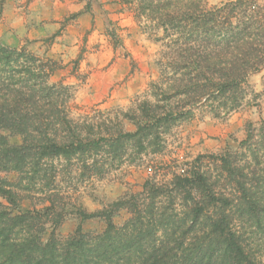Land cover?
Instances as JSON below:
<instances>
[{"label":"trees","instance_id":"1","mask_svg":"<svg viewBox=\"0 0 264 264\" xmlns=\"http://www.w3.org/2000/svg\"><path fill=\"white\" fill-rule=\"evenodd\" d=\"M118 1L155 34L163 58L150 86L155 101L128 112L92 107L72 118L73 89L53 81L61 63L0 38V264H263L253 247L264 234V119L248 127L239 150L199 156L171 181L147 179L141 192L103 210L79 209L67 240L56 238L67 214L56 194L16 212L32 199L20 190L25 180L55 183L60 163L73 161L88 179L103 177L125 162L129 148L132 162L151 149L161 153L170 126L198 108L217 116L238 109L248 78L264 69V8L257 0L215 7L207 0ZM3 173L17 174L18 183ZM123 211L129 218L118 226ZM93 219L104 221L103 233L84 232Z\"/></svg>","mask_w":264,"mask_h":264},{"label":"rangeland","instance_id":"2","mask_svg":"<svg viewBox=\"0 0 264 264\" xmlns=\"http://www.w3.org/2000/svg\"><path fill=\"white\" fill-rule=\"evenodd\" d=\"M18 1L0 0V7L3 5L0 38L10 48L26 47L38 56H49L61 63L63 69L55 74L53 81L73 89L72 118H79L92 107L105 113L128 112L138 102L155 101L150 86L159 81L162 48L154 41L155 34L147 33L128 7L118 0ZM232 1L235 0H207V5L215 7ZM257 1L264 8V0ZM23 4L30 15L39 16L33 27L39 29L40 36L46 35L44 38H29L24 30L19 37L21 25L15 7ZM35 34L38 38L39 33ZM248 85L245 100L238 109L217 116L215 110L202 107L167 131L164 127L166 135L161 153L154 154L151 149L132 162L128 158L134 149L129 148L125 162L103 177L88 179L73 161L60 163L61 173L55 183L23 179L20 190L32 199L24 198L16 212L39 208L42 199L56 194L67 212L56 231V238L64 241L75 233L80 223L79 209L103 210L125 194L141 192L147 179L160 183L171 181L174 174L182 173L199 156L239 150L248 127H258L264 119V69L251 75ZM126 129L132 131L134 127L127 122ZM10 141L20 144L21 137H11ZM3 176L18 183L19 176L15 173H3ZM1 202L7 205L4 200ZM128 218L129 214L123 211L115 217V223L122 226ZM105 227L101 219L83 224L84 232L89 234H101ZM52 230L47 228L44 241L49 239ZM258 238L263 239L262 243L253 248L264 264V234L259 233Z\"/></svg>","mask_w":264,"mask_h":264},{"label":"crops","instance_id":"3","mask_svg":"<svg viewBox=\"0 0 264 264\" xmlns=\"http://www.w3.org/2000/svg\"><path fill=\"white\" fill-rule=\"evenodd\" d=\"M20 2V0L18 1ZM32 6H30L29 10L31 9ZM26 9V6H24L23 4V7H15V11H17L16 13V16H17V20L19 21L21 27L19 28V37H21V33H22V30H24V33L28 34L29 35V38H33V39H42L44 38L45 36H40V31L39 29L37 30L35 27H33V24L36 22V20L39 21V16H37L38 18H36V16L34 15H30V12L29 11H25ZM41 29V27H40ZM35 33H39V37L36 38L35 37Z\"/></svg>","mask_w":264,"mask_h":264}]
</instances>
